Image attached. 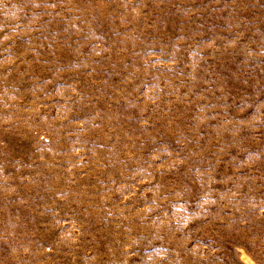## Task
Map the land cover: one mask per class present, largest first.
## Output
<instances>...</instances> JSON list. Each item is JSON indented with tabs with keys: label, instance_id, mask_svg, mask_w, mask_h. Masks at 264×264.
Returning <instances> with one entry per match:
<instances>
[{
	"label": "rangeland",
	"instance_id": "1",
	"mask_svg": "<svg viewBox=\"0 0 264 264\" xmlns=\"http://www.w3.org/2000/svg\"><path fill=\"white\" fill-rule=\"evenodd\" d=\"M0 264H264V0H0Z\"/></svg>",
	"mask_w": 264,
	"mask_h": 264
}]
</instances>
